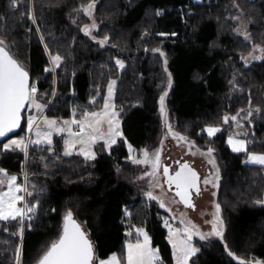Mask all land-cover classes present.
<instances>
[{
    "label": "trees",
    "instance_id": "obj_1",
    "mask_svg": "<svg viewBox=\"0 0 264 264\" xmlns=\"http://www.w3.org/2000/svg\"><path fill=\"white\" fill-rule=\"evenodd\" d=\"M89 3L92 18L80 10ZM236 4L251 20L247 38L235 32ZM93 22L94 37L84 32ZM0 37L29 71L31 84L36 82L45 114L61 122L74 117L73 110L80 119L83 111H100L110 82L116 81L115 109L123 131L110 150L96 144L95 159L65 156L64 135H56L52 145L29 144L27 155L0 144V166L17 174L20 183L27 171L32 195L26 192L25 202L37 214L24 222L22 235L19 218L0 221V264H16L18 249L23 264H38L69 211L86 222L99 258L120 251L126 232L143 227L166 263L173 264L167 212L135 179L146 166L134 164L128 148L140 154L159 145L165 91L172 128L213 149L221 167L218 202L227 228L222 239L195 238L199 251L191 263L238 264L236 258L264 263V203H257L264 201V166L246 162L251 153L264 154V61L249 66L242 61L254 46L264 47V0H20L18 9L11 0H0ZM49 53L62 62L46 72L53 67ZM28 112L14 136L27 138L28 117L39 114L34 108ZM237 114L250 119L239 135L247 141L243 152L227 144L237 123H223L224 116ZM208 126L221 131L209 138Z\"/></svg>",
    "mask_w": 264,
    "mask_h": 264
},
{
    "label": "snow or ice",
    "instance_id": "obj_2",
    "mask_svg": "<svg viewBox=\"0 0 264 264\" xmlns=\"http://www.w3.org/2000/svg\"><path fill=\"white\" fill-rule=\"evenodd\" d=\"M94 8L93 3H89L86 7L81 8L85 14L91 16V10ZM159 14V13H158ZM95 28L96 25L91 26ZM85 34L90 33L88 27L84 28ZM247 38V37H246ZM107 40L100 41L103 45ZM264 51V49H260ZM153 51L160 52L159 49ZM50 55V62L53 65L52 68H45L46 72L53 71L56 67L60 66L62 57L58 54ZM163 56L164 53L160 52ZM260 57H256L259 59ZM165 66L167 60L164 61ZM116 64L119 68L123 69L124 64L122 61L117 60ZM167 72V67H165ZM115 81H111L108 86V95L105 99L103 108L98 112H81V119L64 120L58 123L54 119H48L44 117L41 121L43 125L47 127V131L41 129L40 124L37 123L36 116H29L27 120L28 132H33L37 137L35 140H28L25 143V138L13 139L8 144L3 145V150L19 149L27 155V149L29 144L39 145L41 143L52 144V135L55 133L67 132L68 139L64 141L65 151L64 155H72V149L76 144L81 147L79 154L85 156L86 159H95V153L92 151V145L98 141H103L105 146L110 148L111 145L116 143V137L121 135L119 130V120L117 119L119 113L115 111V105L112 103L113 89ZM168 87H171V73H168ZM37 88L35 84L29 83V74L12 55L6 50L5 41L0 39V137H5L8 133L13 132L20 126L21 123V112L25 109V106H30L36 109L39 113L43 112L44 106L37 102L36 99ZM167 91L164 92L160 97V111L163 116H167L165 109V97ZM95 103V100L92 101ZM76 112L73 110V116L75 117ZM239 114H237L238 116ZM237 116H224L223 123L227 124L230 121H237ZM251 116V112L248 113ZM169 134L174 139L183 141L189 144L190 147L195 145L188 141L186 137L181 136L178 133L172 131L171 125L167 124ZM63 125V126H61ZM76 125L78 131H73L72 126ZM106 125V127H105ZM209 137L214 136L217 132L221 131L218 127L209 126L205 129ZM228 144L232 146L233 152L246 151V142L244 140L233 139L229 136ZM129 147V159L134 164L150 165L151 171L146 172L145 176L151 177L152 184L154 187H162L159 184L157 173L161 167L160 155L161 149H158L152 153L147 150L142 151V159H136L133 156L134 150ZM213 149L209 148L207 155L211 156ZM210 163H215L214 160H209ZM247 162L259 164L264 166V155L249 154ZM163 175L166 177L165 183L171 190L172 186H175V195L180 198L185 207L192 208L195 210V205L191 201L192 192L196 195L200 194V178L198 173L188 164H180L179 170L170 174L168 167H163ZM144 178V177H141ZM17 177L15 175H9L4 169H0V187L6 185L7 191L0 192V221H11L18 220L20 224V234L23 233V224L25 218L31 219L29 213L35 211V206H29L24 204L23 207H17L18 203L24 201V196L19 195L21 192H27V188L16 183ZM204 184L213 183L211 178H205ZM216 186L215 184L213 185ZM27 195L31 196V192H27ZM147 196L152 200L158 198L148 192ZM257 203H264V201H257ZM160 206L164 207L163 201H160ZM215 213L212 223V232L202 234L199 232L196 225L192 224L191 221L181 220V224H184L183 228H173L168 221H165V227L168 228V242L171 244L173 249V257L175 264H188L189 258L194 255L198 249L193 247L192 238L193 236H199L201 240H204L207 236L215 235L223 238V221L220 218V205H215ZM127 215V213H126ZM139 235L143 236V242L137 240L136 243L127 244L126 256L118 259L115 255H112L107 260H99L94 254V247L88 240L84 231L81 230L80 225L73 219L72 212L69 211L64 216V224L61 234L58 239L53 241L47 250L40 257L38 264H156L159 261V250L151 247V241L148 234L143 228L136 229ZM132 235L131 232L128 233ZM225 247H227L225 245ZM17 264H19V249L17 250ZM230 256L233 253H228ZM238 264H245L244 260L236 258ZM251 264V262H249ZM255 264H261L260 261H256Z\"/></svg>",
    "mask_w": 264,
    "mask_h": 264
},
{
    "label": "rangeland",
    "instance_id": "obj_3",
    "mask_svg": "<svg viewBox=\"0 0 264 264\" xmlns=\"http://www.w3.org/2000/svg\"><path fill=\"white\" fill-rule=\"evenodd\" d=\"M18 6H19V4H18ZM13 7H14V5H13ZM234 8L239 11V16L234 20V22L236 23L235 32L237 34H239L240 36L246 38L249 35L248 32H249L251 20L245 14H243L242 7L239 4H236ZM14 9H18V7L17 8L14 7ZM91 12H92V14H91L90 18L93 17V9L91 10ZM93 24H95V23L93 22L90 25H87V27L90 29L89 34L92 35V37H94V31H95V28L91 27ZM0 39L5 41V45H8V42L5 38L0 37ZM106 42H107V40H106ZM106 42L104 44H106ZM260 49H264V47L259 46V45L254 46L252 51L243 57L242 61L244 62V64L249 66L254 62L264 61V51H261ZM256 57H260V58L256 59ZM56 68L54 70H56ZM114 86H115V90L113 89L114 94L112 97V103L115 105V95H116L117 82L115 83ZM107 95H108V90H107ZM107 95H106V98H107ZM31 109H33V108L28 106L29 112ZM29 112H28V114H29ZM163 118H164V121L167 120L168 125H171L168 116H166V118H165V116H163ZM40 119L41 118H37V123L40 121ZM117 119L119 120V130L121 132L120 136L123 137L122 124H121L122 122H121L119 115H118ZM249 120L250 119L247 117L238 116L237 121H235V123H237V125H236L237 128L235 130V134L230 135L231 137H233L234 140L235 139L244 140L246 142V148H247V141L245 139L239 137V135L244 134L245 131L243 130L242 127L245 126V123L249 122ZM40 122H39V124H40ZM42 125L43 124L41 123L40 127ZM61 126H63V125H61ZM105 127H106V125H105ZM171 127H173V126L171 125ZM212 127H217V126H212ZM218 128L221 129V127H218ZM172 131L174 133H178L173 128H172ZM34 132H35V128L33 129V132H31V133L29 132L27 138H26V136H12V137L8 138L5 142H3V145L10 143V141L13 139H20V138H25V143H28V140L31 139L32 134L34 135ZM217 133H219V132H217ZM217 133L212 137H209L208 135L207 136L209 138H214L217 135ZM178 134H180V133H178ZM206 134H207V132H206ZM58 135H64V141H65V136L67 135V132L60 133ZM180 135L183 136L182 134H180ZM120 136L116 137V143L118 142V140L120 138H122ZM33 137L35 139L36 136L34 135ZM187 140L192 142V144H194L195 146L190 147L189 144H187L183 141H179L177 139H174L173 136L171 134H169V129L165 123L164 134L162 135V138L160 139L159 145L156 148L151 149V150L146 149L149 153H152L158 149H161V155H160L161 167L157 173V176H158L159 184L162 185V187L152 186V184L155 182L152 181L151 177L145 176L146 172L151 171L150 165H144L146 167L144 169L140 170V172L137 174L135 179L144 185V187L146 189V193L152 192V194L158 198L155 201H157L159 205H160V201H163L164 207H161V206L160 207L167 212V216L164 217V222L168 221V223L173 228H183L184 224H181V220H185L186 222L191 221L192 224L196 225V227L198 228L200 233L207 234V233L212 232V223H210V222L213 221V219H214L213 214L216 211L215 205L219 204V202H218V191H219V183H220V178H221V167H220L219 161H218L214 152L211 153V156H208L207 155V152H208L207 148L200 147L194 141H191L188 138H187ZM95 144H97V142ZM227 144H228V139H227ZM104 146H105V144H104ZM228 146H230L232 149L231 145L228 144ZM105 148H106V150L111 149V148L109 149L106 146H105ZM131 148L134 150V148L132 146H131ZM10 150H19V149H16L15 146H13V149H10ZM19 151H21V150H19ZM28 151H29V146L27 149V154H28ZM92 151H93V148H92ZM241 152H243V151H241ZM251 154L264 155V154H260V153H251ZM133 156L136 159H142L143 158L142 152L140 154H138V153H135V150L133 152ZM248 159H249V156L247 158V161H248ZM209 160H214L215 163L214 164L210 163ZM187 162H188V164H190V163L193 164V166L195 167L196 172L198 173L199 178H200V183H199L200 194L198 196H196V199L194 200L195 210H193L192 208L185 207V205L182 204V202H180L178 196L175 195V191H174L175 186L173 185L171 190H170L169 186L165 183L166 177H164V175H163V167H165V166L168 167L170 174H173L175 171L179 170L180 164L187 163ZM247 163H250V162H247ZM250 164H254V163H250ZM8 174L12 175L11 173H8ZM141 177H144V178H141ZM205 178H211L213 183L204 184L203 181ZM18 179H19V177H18ZM26 180H27V178H26ZM17 184L24 186V185H26V181H25V179H24L23 183H20L19 181H17ZM214 184L216 185L215 187L213 186ZM19 195L24 196V201L22 203H18L17 205L19 207H23V205L26 204V202H25L26 192H21V193H19ZM219 215L223 221V237H224V233L226 231L227 224L224 221L222 211H221V207H220ZM78 221L81 223V225L83 227H85L86 222H83L81 220H78ZM24 228H25V226L23 225V231H24ZM140 228H143V227H138V228L135 227L132 230L126 232V240H125L123 247L120 251L113 252L106 259L105 258L104 259L99 258L98 254L96 252V257L99 260H107L112 255H115L118 259L125 257L126 253H127V244L128 243H136L137 240H140L141 242H143V236L139 235L136 232V229H140ZM143 229L148 234V236L150 238L151 247L153 249L159 250V258H160L159 261L164 263V264H168V263H166L165 258L162 256L159 247H155L153 245V240H152V237L149 234V232L146 230V228H143ZM129 232H131L132 235H129L128 234ZM195 238L200 239L199 236H193L192 245H193V247L197 248L199 251V248L195 245V243L193 241ZM218 238H220V237H217L215 235H210V236H207L204 239V241H213V240L218 239ZM167 240H168V236H167ZM172 251H173V249H172ZM192 256L189 258L188 264H192L191 263ZM159 261H157L156 264ZM260 262H261V264H264L263 261L260 260ZM95 263H96V261H95ZM16 264H17V257H16ZM19 264H23L21 251H19ZM173 264H175L174 257H173ZM254 264H255V262H254Z\"/></svg>",
    "mask_w": 264,
    "mask_h": 264
},
{
    "label": "crops",
    "instance_id": "obj_4",
    "mask_svg": "<svg viewBox=\"0 0 264 264\" xmlns=\"http://www.w3.org/2000/svg\"><path fill=\"white\" fill-rule=\"evenodd\" d=\"M116 82V81H115ZM114 90H115V86H114ZM115 111H116V109H115ZM95 112H98V111H95ZM30 116H36L37 118H41L40 119V121H42V119L44 118V117H47L48 119H54V120H56L58 123H60L61 121H59V120H57L56 118H53V117H49V116H47L46 114H45V109L43 110V112L42 113H34V114H32V115H30ZM72 119H77V120H79L80 118H77V117H72V118H70V119H68V120H72ZM39 121V122H40ZM38 122V123H39ZM40 124H41V122H40ZM122 124V123H121ZM41 129L42 130H44V131H47L48 129H47V127L45 126V125H42L41 126ZM72 130L75 132V131H78V128L76 127V125H73L72 126ZM58 134H60V133H58ZM57 133H55V132H53V135H52V137H51V139H52V144L54 143V138H55V136L56 135H58ZM34 135L32 134V140L34 139V137H33ZM120 137H122V136H120ZM35 139H37V137H35ZM34 139V140H35ZM66 139H68V134L65 136V140ZM98 143H102V144H104V142L103 141H98L97 142V144ZM41 144H43V145H48L47 143H41ZM51 144V145H52ZM116 144V143H115ZM115 144H113V145H111V147H113ZM64 147H65V144H64ZM80 145L79 144H76L75 145V147L72 149V152H73V154L72 155H74V154H79V149H80ZM110 147V148H111ZM92 148H93V152L95 153V158L97 157V152H96V144H93L92 145ZM109 148V149H110ZM95 149V150H94ZM64 150H65V148H64ZM82 155V154H81ZM83 157H85L84 155H82ZM12 175H15L16 177H17V181H18V175L17 174H12ZM17 181H16V183H17ZM4 191H7V188H5L4 189ZM17 207H19L18 205H17Z\"/></svg>",
    "mask_w": 264,
    "mask_h": 264
},
{
    "label": "water",
    "instance_id": "obj_5",
    "mask_svg": "<svg viewBox=\"0 0 264 264\" xmlns=\"http://www.w3.org/2000/svg\"><path fill=\"white\" fill-rule=\"evenodd\" d=\"M6 47V46H5ZM6 50L9 52V54L10 55H12V53L9 51V49L6 47ZM13 56V55H12ZM14 57V56H13ZM15 58V57H14ZM16 59V58H15ZM17 60V59H16ZM18 61V60H17ZM19 62V61H18ZM20 63V62H19ZM21 64V63H20ZM22 65V64H21ZM25 70L28 72V74H29V83H30V85H31V75H30V73H29V71L25 68ZM28 108V106L26 105L25 106V109L21 112V123H20V126L17 128V129H15L13 132H10V133H8L5 137H0V144L1 143H3L4 141H6L8 138H10V137H12V136H14V135H16L20 130H21V128H22V126H23V124H24V112L26 111V109ZM174 191H175V189H174ZM194 196L192 195L191 196V201H192V203H194V198H193ZM179 198V197H178ZM179 200H180V198H179ZM183 204V203H182ZM72 217H73V219L80 225V227H81V230L82 231H84L85 232V234H86V236H87V238H88V240L92 243V245H93V247H94V254H95V256H96V248H95V244H94V242H93V240H92V238L90 237V235L88 234V232H87V230L81 225V223L72 215ZM94 264H95V261H94Z\"/></svg>",
    "mask_w": 264,
    "mask_h": 264
},
{
    "label": "built area",
    "instance_id": "obj_6",
    "mask_svg": "<svg viewBox=\"0 0 264 264\" xmlns=\"http://www.w3.org/2000/svg\"><path fill=\"white\" fill-rule=\"evenodd\" d=\"M19 1H20V0H11V2H12V4L14 5L15 8L18 7ZM0 169H4V170L6 171V169L3 168V167H1V166H0ZM23 177H24V179H25V181H26V178H27V171H26V170H25V172L23 173ZM24 186L26 187V185H24ZM28 215L31 216V219H35V218H37V214H36V213H29ZM26 220H27V218H25L24 222H25ZM157 264H164V263H162V262L159 261Z\"/></svg>",
    "mask_w": 264,
    "mask_h": 264
},
{
    "label": "flooded vegetation",
    "instance_id": "obj_7",
    "mask_svg": "<svg viewBox=\"0 0 264 264\" xmlns=\"http://www.w3.org/2000/svg\"><path fill=\"white\" fill-rule=\"evenodd\" d=\"M188 163V162H187ZM192 163H190L189 165L196 171V169H195V167L193 166V164L191 165ZM175 188V187H174ZM192 195L194 196L193 198H194V200L196 199V196H198V195H196L195 194V192L193 191L192 192Z\"/></svg>",
    "mask_w": 264,
    "mask_h": 264
}]
</instances>
